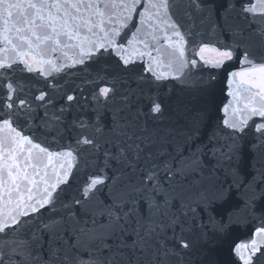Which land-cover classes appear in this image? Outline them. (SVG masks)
Wrapping results in <instances>:
<instances>
[{"label":"snow or ice","instance_id":"obj_1","mask_svg":"<svg viewBox=\"0 0 264 264\" xmlns=\"http://www.w3.org/2000/svg\"><path fill=\"white\" fill-rule=\"evenodd\" d=\"M0 264H264V0H0Z\"/></svg>","mask_w":264,"mask_h":264}]
</instances>
